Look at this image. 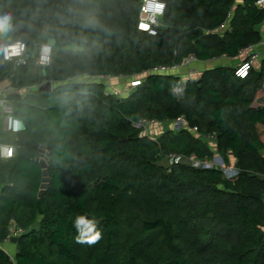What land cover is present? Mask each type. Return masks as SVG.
Listing matches in <instances>:
<instances>
[{
	"label": "trees",
	"instance_id": "trees-1",
	"mask_svg": "<svg viewBox=\"0 0 264 264\" xmlns=\"http://www.w3.org/2000/svg\"><path fill=\"white\" fill-rule=\"evenodd\" d=\"M162 1L153 36L138 29L141 0H0V18L9 17L0 46H32L45 27L55 43L40 75L27 77L29 65L14 72L11 114L25 128L16 156L0 161V264H264V104L254 105L264 57L246 78L223 65L183 88L179 75L149 74L122 97L91 79L141 75L190 55L233 58L262 40L256 0ZM13 71L0 50V81ZM48 81L57 84L51 92H18ZM181 116L186 129L157 139L136 126ZM193 128L216 138L225 165L235 159L236 178L160 163L214 158ZM43 142L51 182L40 196L34 158ZM13 227L21 232L12 258L3 246ZM96 233L95 243L77 242Z\"/></svg>",
	"mask_w": 264,
	"mask_h": 264
},
{
	"label": "built area",
	"instance_id": "built-area-1",
	"mask_svg": "<svg viewBox=\"0 0 264 264\" xmlns=\"http://www.w3.org/2000/svg\"><path fill=\"white\" fill-rule=\"evenodd\" d=\"M161 4L163 5L162 9H157L156 5ZM255 4L258 8L264 9V0H256ZM166 10V4L162 0H141V9L139 14V23H138V29L144 32H147L149 35H157L158 28L161 25V19L165 14ZM146 26V27H145ZM224 27V25L222 26ZM261 44L264 46V41L261 42ZM255 46V45H254ZM254 46H250L241 52L244 55V59L241 61V63L236 67L235 74L238 77L246 78L251 70L255 69L259 63V61L264 57V50L262 53L256 52L253 50ZM2 58L5 62H9L13 65V70L16 71L19 68L23 66H28L30 64L31 57L29 55V45L22 41L17 40L15 42L6 43L0 46ZM240 52V53H241ZM202 62L198 60L194 55H190L182 60L181 63L169 65V66H158L155 67L149 71H147L148 74H176L180 69H183L184 67H188L191 64ZM245 66H247L245 68ZM241 70L245 71V75L241 76L239 73ZM113 76H97L93 77L95 81H104L106 79H110ZM141 83V80H133L131 81L130 86L136 87ZM182 89H176V92H181ZM9 91L6 92H0V107L5 109L7 112L12 111V107L10 106L11 101L9 99ZM10 107V109H9ZM155 121H147L145 119L140 120L136 123V126L139 128H142L143 132L146 135H149V126L153 124ZM174 132H179L182 129L187 128V121L186 119L181 116L174 120ZM193 132H198L197 128L192 129ZM17 149L14 146L11 145H0V158L3 160H9L16 156ZM171 158L172 164L180 163V162H194L192 166L196 168H206L210 169L213 167L219 168L218 165L210 164L209 161H201L198 160L195 156H190L188 158L182 156L173 154L169 156ZM171 164V165H172ZM224 166V165H222ZM223 170V168H221ZM225 170H223L224 172ZM225 173V172H224ZM234 177H230V179H233ZM11 234L9 239L10 241L11 237L19 236L20 230H16L14 227L11 228Z\"/></svg>",
	"mask_w": 264,
	"mask_h": 264
},
{
	"label": "rangeland",
	"instance_id": "rangeland-1",
	"mask_svg": "<svg viewBox=\"0 0 264 264\" xmlns=\"http://www.w3.org/2000/svg\"><path fill=\"white\" fill-rule=\"evenodd\" d=\"M54 44H55L54 41L52 39H50V37L48 35V27H45L44 28V34L42 35V37L39 39V41L36 44H34L33 46H29V49L31 50V52H36V54H37L36 56H37V58H39V55H40L41 51L43 50L42 49L43 46H45V47L50 46L51 48H53ZM50 54H51V52H49L48 59L50 58ZM232 60H234V59H232ZM44 61H43V64L40 66L39 75L41 74L43 67L47 63V61H46L44 64ZM224 62H226V61H223V60L220 61V59L219 60L214 59L211 61L194 63L188 67H184L183 69H180L175 75H179L182 78L184 85L186 86V82L188 80L194 79V80L201 81L202 74L205 70L215 68L217 66H223L222 64H224ZM30 63H31V61H30ZM237 64H239V62ZM237 64H233V66H237ZM29 66H30V64H29ZM14 72L15 71H13L12 73H14ZM147 75H149V74L147 72H145L141 75H134V76H119V77L113 76L112 78L106 79L103 82L106 84L107 90L110 93H113V94H116V95L122 97V96L128 95L133 90L134 87L132 88V86H130L131 81H133V80L143 81ZM84 78L87 79V77H84ZM91 79L94 80L93 78H91ZM16 80L17 79L15 78L13 80V82H15ZM56 85H57L56 83H53L54 87ZM13 87L16 88L14 85H13ZM181 92H177V93L179 95H181ZM23 94H24V91H23ZM173 128H174V122H172V120H166V121H162V122L155 121L153 124H151L149 126V134L154 139H157L162 134H164L166 132L173 131ZM258 134L260 137L262 136L264 138V130L259 131ZM193 135L196 138H202L203 141L205 142V144L213 151L214 158L212 160H210L208 163L218 165L219 168H223V170H225L224 175L226 178H230V177L236 178L238 176V170H237L235 164L232 163L229 165H225L223 160L221 161L219 159L220 156L217 154V145H216V138L215 137H213V136L200 137V134L197 132H193ZM262 142L264 143V139ZM1 160H0L1 162L7 161V160H3V159H1ZM160 163L162 165H164L165 167L166 166L168 167L172 164L171 158L170 157L164 158L161 160ZM187 163H190L191 165L194 164V162H191V161H188ZM222 165H224V166H222ZM15 237H17V236H15ZM3 247L10 254V256L13 258L14 255L16 254L15 243H13L10 240V241L6 242V244Z\"/></svg>",
	"mask_w": 264,
	"mask_h": 264
},
{
	"label": "crops",
	"instance_id": "crops-1",
	"mask_svg": "<svg viewBox=\"0 0 264 264\" xmlns=\"http://www.w3.org/2000/svg\"><path fill=\"white\" fill-rule=\"evenodd\" d=\"M236 1L238 4L243 3V0H236ZM259 30L262 36L261 42H263L264 41V22L259 26ZM261 42L254 46L253 48L254 51L256 52L258 51L260 53L263 52L264 46L261 44ZM42 49L43 50L41 51L39 58H37L36 52H31V50L29 51V55L31 57V60H30L31 63H30V66H28L26 70L27 77L38 76L40 73V66L43 64V61L45 60L44 64L46 61L48 63L49 52H51L52 48L50 46H47V47L43 46ZM242 53L243 52H241L238 56L233 57V58L224 56V57H220L217 59L218 60L220 59V61L222 60L226 61L222 65L232 66L233 64H237L238 62L239 64L241 63V61L244 59V55ZM261 60L259 61L258 65L260 64ZM202 62H206V61H202ZM239 64H237V66ZM15 78H16L15 74L10 73V75H8L2 81H0V92H6V91L15 92L16 88L13 87L14 85L13 80ZM39 87H40L39 85L24 87V88H21V90H18V92L23 95V91H24V94H26L28 92L35 91L37 89L39 90ZM263 104H264V92L260 91L255 97L254 105H263ZM24 128H25L24 123L20 118L16 117L15 115L11 114L10 112H7L5 109L0 107V145H11L17 149V141L19 139V134L20 132L24 130ZM257 129L259 133V131L264 130V126L261 124H258ZM260 138L263 141L264 138L262 136ZM235 162H236L235 159L232 158L230 164L232 163L235 164Z\"/></svg>",
	"mask_w": 264,
	"mask_h": 264
},
{
	"label": "water",
	"instance_id": "water-1",
	"mask_svg": "<svg viewBox=\"0 0 264 264\" xmlns=\"http://www.w3.org/2000/svg\"><path fill=\"white\" fill-rule=\"evenodd\" d=\"M185 85H183V88ZM54 89L53 82L48 81L40 85L39 91L41 92H51ZM37 147L39 148V156L34 158V160L38 163H40L42 170H43V178H42V185H41V191L39 195L41 196L44 191L47 189L49 183L51 182V178L48 175V165L50 164V149L48 147V144L46 142H43L41 144H38ZM219 159L222 161V158L219 157ZM17 237H11V241L13 243L17 242Z\"/></svg>",
	"mask_w": 264,
	"mask_h": 264
},
{
	"label": "clouds",
	"instance_id": "clouds-1",
	"mask_svg": "<svg viewBox=\"0 0 264 264\" xmlns=\"http://www.w3.org/2000/svg\"><path fill=\"white\" fill-rule=\"evenodd\" d=\"M157 6L159 7V9H162L163 8V5H161V4L156 5V7ZM8 20H9V17H7V16H5L3 18H0V29H3L7 25ZM92 236H95L96 238L94 240H91V239L84 240V239L78 238V241L77 242H80V243H89V244H92V243L97 242L98 239H99V233H96L95 235H92Z\"/></svg>",
	"mask_w": 264,
	"mask_h": 264
},
{
	"label": "snow or ice",
	"instance_id": "snow-or-ice-1",
	"mask_svg": "<svg viewBox=\"0 0 264 264\" xmlns=\"http://www.w3.org/2000/svg\"><path fill=\"white\" fill-rule=\"evenodd\" d=\"M157 9H159V7L157 6ZM146 27V26H145ZM247 66H245L246 68ZM239 75L243 76L245 75V71L244 70H241V72L239 73ZM81 223H83V221H81ZM88 232H91V228L88 229ZM96 237L95 236H91L90 239L91 240H94Z\"/></svg>",
	"mask_w": 264,
	"mask_h": 264
}]
</instances>
